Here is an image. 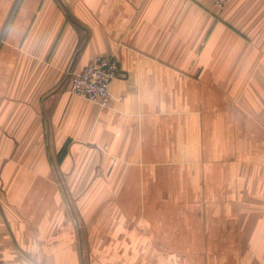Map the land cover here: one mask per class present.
<instances>
[{
  "label": "crops",
  "instance_id": "0c3cea01",
  "mask_svg": "<svg viewBox=\"0 0 264 264\" xmlns=\"http://www.w3.org/2000/svg\"><path fill=\"white\" fill-rule=\"evenodd\" d=\"M0 264H264V0H0Z\"/></svg>",
  "mask_w": 264,
  "mask_h": 264
},
{
  "label": "built area",
  "instance_id": "2783aa9c",
  "mask_svg": "<svg viewBox=\"0 0 264 264\" xmlns=\"http://www.w3.org/2000/svg\"><path fill=\"white\" fill-rule=\"evenodd\" d=\"M217 7L226 6L229 0H211ZM120 71L115 55L99 54L71 76L70 92L83 97L101 108H108L112 101L110 84Z\"/></svg>",
  "mask_w": 264,
  "mask_h": 264
}]
</instances>
